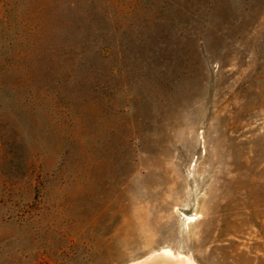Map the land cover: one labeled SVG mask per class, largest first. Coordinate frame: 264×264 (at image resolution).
I'll return each instance as SVG.
<instances>
[{
    "label": "rangeland",
    "instance_id": "1",
    "mask_svg": "<svg viewBox=\"0 0 264 264\" xmlns=\"http://www.w3.org/2000/svg\"><path fill=\"white\" fill-rule=\"evenodd\" d=\"M179 258L264 264V0H0V264Z\"/></svg>",
    "mask_w": 264,
    "mask_h": 264
},
{
    "label": "bare ground",
    "instance_id": "2",
    "mask_svg": "<svg viewBox=\"0 0 264 264\" xmlns=\"http://www.w3.org/2000/svg\"><path fill=\"white\" fill-rule=\"evenodd\" d=\"M162 254L164 256H166V258L168 257V259H169V256H170L171 253L167 249V250H163ZM171 261L172 260H167V261L162 262L161 264H194L190 260H186V259L181 260L180 258L178 260L174 261V262L173 261L171 262Z\"/></svg>",
    "mask_w": 264,
    "mask_h": 264
}]
</instances>
